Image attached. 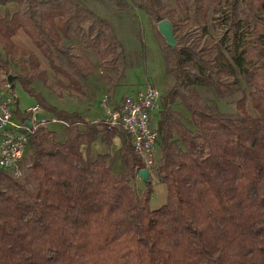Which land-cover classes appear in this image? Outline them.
Segmentation results:
<instances>
[{"label":"trees","instance_id":"obj_1","mask_svg":"<svg viewBox=\"0 0 264 264\" xmlns=\"http://www.w3.org/2000/svg\"><path fill=\"white\" fill-rule=\"evenodd\" d=\"M113 4L0 0V82L12 76L11 94L19 85L65 127L59 137L37 124L28 133L23 177L0 171V264H264V0ZM133 9L149 18L173 80L154 125L155 177L166 198L156 209L150 181L142 191L135 186L143 163L129 139L116 134L115 155L91 158L90 146L110 143L111 134L45 96L53 87L87 93L91 72L72 53L75 41L101 60L110 56L106 66L115 75L140 66L138 52H127L114 34L131 22ZM209 17L216 36L205 44L181 36L187 20L203 23L205 35ZM165 19L176 50L156 30ZM20 36L36 53L16 42ZM196 88L211 91L214 103L243 96L232 101L233 113L222 112L203 103ZM14 109L22 119L17 98Z\"/></svg>","mask_w":264,"mask_h":264},{"label":"rangeland","instance_id":"obj_2","mask_svg":"<svg viewBox=\"0 0 264 264\" xmlns=\"http://www.w3.org/2000/svg\"><path fill=\"white\" fill-rule=\"evenodd\" d=\"M82 1L84 0H81V2ZM90 1L94 2L96 0ZM109 1L113 4V0H105V3H108ZM114 4L116 5V2ZM0 11L2 12V9H0ZM100 11L103 13V10ZM127 12H129V15H133L131 22L123 23L120 27H118L114 34H116L118 41L121 45L123 44L122 47L124 46L127 52H131L132 54L134 52H138L137 54H139L141 59L140 66L128 68L123 74L115 75V70L106 66L107 60L111 58L110 56L108 59L101 60L95 53L92 52L91 49L86 48L87 44L85 42L76 44L78 41H75L73 43L74 47L72 49V53H75L91 72L89 78L90 85L86 89L87 93L85 95H68L65 91H58L55 87H53L54 92L44 90L48 94L45 96L50 105L66 112L79 113L83 118L86 116L91 120L90 122L94 123L93 121L99 120L104 114V110L100 104L101 97L103 95H112L113 98H115L114 96H117L118 99H122L125 96L132 95L140 89L146 81H150L161 92L162 96L170 89L173 85V80L165 73V66L160 47L162 43L155 36L149 18L140 10L133 9ZM133 21L135 23H132ZM209 23L210 17L208 18L207 33L202 35V31L199 26H202L203 23L195 24L192 20H187L182 24L180 34L181 36L185 34V38L188 43L194 42L201 46L202 44H205L207 37L216 36L214 28L209 26ZM16 42L22 47L30 49L36 53L27 38L20 36L16 39ZM177 43L179 45V40H177ZM123 63L121 64L120 62L121 66L119 68L123 67ZM2 78L6 79L7 77L4 76ZM110 78L112 81H110ZM115 88L117 89L114 90ZM2 89L3 84L0 82V91ZM195 91L203 103L217 104L216 106H218L219 110L230 113L235 111L234 103H232V101H235L243 96L242 93H237L234 98L227 100L230 101L227 104L225 102L214 103L215 97L211 91L202 88H196ZM104 92H106V94ZM12 96L17 98L18 108L21 111H25L26 109L35 106L34 100L17 84L12 90ZM110 98L112 100V97ZM151 117L152 124L155 125L159 119L158 112L151 113ZM35 119L36 121L45 122V125L56 132L59 137L63 136L65 129L64 124L60 121H56L51 113L45 111L41 114H36ZM115 135L116 134H111L112 140L108 144L102 140L94 142L89 148L91 158L95 157L96 154L115 155L121 146L120 139ZM158 158L159 151L158 148H156L154 153L155 164L158 163ZM113 170L115 172L122 170V165L118 155L115 157ZM149 181L151 188L153 189L149 206L151 209H156L161 206L162 202L166 201L164 194L165 187L161 186L156 177L149 178ZM135 186L138 190H144V183L141 179L136 180Z\"/></svg>","mask_w":264,"mask_h":264},{"label":"built area","instance_id":"obj_3","mask_svg":"<svg viewBox=\"0 0 264 264\" xmlns=\"http://www.w3.org/2000/svg\"><path fill=\"white\" fill-rule=\"evenodd\" d=\"M14 99L9 84H4L0 91V171H6L17 179L23 177L25 171L23 164L28 150V133L37 124L45 122L35 119L36 114L43 112L37 104L21 111L23 118H18L14 112ZM161 100V92L150 81L118 101L111 100L106 94L100 103L104 114L94 122L110 134H122L129 139L149 178L155 177L154 153L157 148L151 113L160 110Z\"/></svg>","mask_w":264,"mask_h":264},{"label":"water","instance_id":"obj_4","mask_svg":"<svg viewBox=\"0 0 264 264\" xmlns=\"http://www.w3.org/2000/svg\"><path fill=\"white\" fill-rule=\"evenodd\" d=\"M155 27H156L158 34L160 35V37L165 42L166 46L173 49V50H176L178 48V45H177V40L174 36V31H173V27H172L171 22L165 19V20L158 22L155 25ZM12 81H13V77L7 76L6 82L8 84H10ZM12 87H13V85H12ZM137 178L141 179L142 182H144V183L148 182L147 171L145 169L140 170L139 173L137 174Z\"/></svg>","mask_w":264,"mask_h":264},{"label":"crops","instance_id":"obj_5","mask_svg":"<svg viewBox=\"0 0 264 264\" xmlns=\"http://www.w3.org/2000/svg\"><path fill=\"white\" fill-rule=\"evenodd\" d=\"M116 89H117V88H115L114 90H116ZM114 92H115V91H114ZM104 93L106 94V92H104ZM110 97H112L113 100H117V101L120 100V99H118L117 96H114L115 98H113V96L110 95L109 98H110ZM110 99H111V98H110ZM101 117H102V116H101ZM83 119L86 120V121H91V120H90L89 118H87L86 116H84ZM96 121H97V120H96ZM93 122H95V121H93ZM161 186H163V185H161ZM164 194H165V191H164ZM162 203H163V202H162Z\"/></svg>","mask_w":264,"mask_h":264},{"label":"bare ground","instance_id":"obj_6","mask_svg":"<svg viewBox=\"0 0 264 264\" xmlns=\"http://www.w3.org/2000/svg\"><path fill=\"white\" fill-rule=\"evenodd\" d=\"M141 170H143V169H141ZM148 181H149V176H148Z\"/></svg>","mask_w":264,"mask_h":264}]
</instances>
